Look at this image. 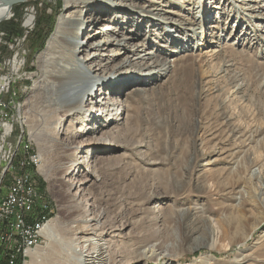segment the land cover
<instances>
[{"label":"rangeland","instance_id":"1","mask_svg":"<svg viewBox=\"0 0 264 264\" xmlns=\"http://www.w3.org/2000/svg\"><path fill=\"white\" fill-rule=\"evenodd\" d=\"M138 2L161 8L158 20L142 21L140 32L149 40L145 50L162 55L166 70L143 81L141 63L139 72L120 77L127 82L117 94L124 111L113 123L102 119L101 130L112 133L96 147L89 145L96 134L80 130L97 122L88 124L81 113L65 133L70 117L58 123L61 112L48 103L42 82L40 56L59 19L72 9L65 0H27L15 3L0 23V180L18 170L21 142L29 140L42 158L33 171L55 224L36 248L44 253L35 257V250L30 259L88 264L85 255L98 247L102 264H200L204 258L248 264L233 260L264 245V0ZM113 12L108 9L107 17ZM168 16L177 25L170 27L163 19ZM4 23L16 32L2 30ZM131 44L113 63L130 53ZM90 104L85 101V110ZM10 163V172L3 170ZM85 165L90 168L82 175ZM258 219L261 225L238 245ZM209 228L220 235L216 246L231 243L232 249L194 251ZM89 236L91 243L85 241ZM147 247L157 254H146Z\"/></svg>","mask_w":264,"mask_h":264},{"label":"bare ground","instance_id":"2","mask_svg":"<svg viewBox=\"0 0 264 264\" xmlns=\"http://www.w3.org/2000/svg\"><path fill=\"white\" fill-rule=\"evenodd\" d=\"M13 1L15 0H0V23L11 15L13 5L15 4ZM65 6L66 9L71 8L72 10L63 14V16L59 19L56 30L48 40L47 46L40 56V68H42V72H44L42 79L44 84L43 87H45L48 94V103L52 105L56 111L58 110L61 112V116L57 119L58 123H61L62 119L65 120L70 117V122L68 123L69 128H67L65 133L69 132V130L74 127L75 121L79 120L78 115H81V113H84L83 117L88 118V124L97 122L95 127L80 130L81 135H87L90 132L96 134V140L89 144L92 147H96L104 142V136L112 133L109 131L111 129L108 131L101 130L100 126L103 124L101 122L102 119L113 123V120H118L124 111L121 107L123 106L122 99L119 98L117 94L121 88L127 85V82H124V79L126 78L120 77L122 75H126L127 73L132 74L134 73V70L139 72L138 69H140V73L145 75L143 81H146L149 76L153 77L163 75L166 70L167 61L162 57V55L155 53L153 50H145V48L150 45L148 44L149 40L146 32H140L142 21L152 23L156 21V19H159L156 17L160 15L159 11H161V8L152 7L149 4H141L138 0H65ZM108 9H112L115 13L113 12V14L107 17ZM87 11H90V13H88L89 15L86 19L83 15H85ZM127 11L129 12V16L127 19H124L122 14L127 13ZM163 19L166 20V23L170 27L177 25L173 21V18L169 16L163 17ZM31 20L32 16H29L26 20V24H29ZM198 20L199 17L194 20L195 25L200 24ZM101 22H104V24L96 27L93 31L92 28H95V25ZM121 25H124L126 30L124 29L122 31ZM196 29L197 28H192V30ZM124 31H126V33H124ZM196 33L197 32H194L193 35H196ZM141 35L145 37L144 40L137 41L136 43L132 42L135 37ZM167 35H170V33L167 32L164 36L166 37ZM82 36L85 37L83 40H80ZM184 37V35H181V37H179L180 39H176L181 40ZM202 37H204V33L202 34ZM129 44H131L130 53L125 55L119 63H113V61H115L121 53L128 50ZM161 47H163V45L157 48V50ZM107 51H111V53L107 54ZM107 55L109 56L108 60L103 61L104 57ZM148 59H150L149 63L144 62ZM96 63H98L96 73L91 76L88 72L95 66ZM141 63L144 64L142 67H139L138 65ZM137 67L139 68L137 69ZM117 76L120 79L118 78V80L114 82L110 80L105 82L108 78L113 79ZM104 89L107 90L104 91ZM136 89H139V87L136 86L134 90ZM132 92L133 91H129L128 96H131ZM89 99L91 104L85 110L84 103ZM125 106H127L125 107V110L128 111L131 109L130 105ZM133 117L134 116L129 113L128 118L130 121ZM21 144L22 147H24V143L21 142ZM81 149L83 150L81 147L79 148V152ZM15 153L14 149L13 155H15ZM8 161L11 160L8 158ZM11 165L12 163L8 165L7 169L5 167H3L5 169H2L10 172ZM89 168L90 167L85 165L82 175L86 174V171ZM2 180L3 183L0 186V189H5V181L4 179ZM2 180H0V182H2ZM54 225L53 220L49 221L43 228V233H50L52 229H54ZM259 225H261V219L254 222L248 234L244 233V240L239 241L238 245L245 243L246 239ZM114 229H116V227ZM91 231L86 234L94 233V231ZM222 233H224V231H222ZM201 236L196 235V240H198ZM203 236H206L204 242L197 243L194 251L205 247L209 250H216L223 254L229 250L227 249L228 246L231 247V243L228 244L225 249L221 246H216L217 242L220 241L221 238L215 228H209ZM92 239L94 238H86L85 241H90ZM89 243H91V241ZM147 248L149 250H145L144 252L149 254V256H155L157 254L153 248ZM102 249L103 248L98 249V247H96L95 250L88 252V254L85 255L87 257L89 256V258H87L88 264H102L103 257L101 254L104 252ZM38 250H36L37 252L35 257H38L37 255L40 256V253H44L43 251ZM238 255L241 256V253L237 252L236 256ZM213 258H215V256ZM78 259L81 260V256H79ZM215 259L217 260V258ZM139 261L141 260L139 259ZM233 261L234 263L251 261L248 264H263L264 245L259 248L257 254L246 253L242 258L235 259ZM221 263L223 262L212 260L208 261L205 258L200 260V264ZM228 263L232 264V260H229ZM197 264H199V262Z\"/></svg>","mask_w":264,"mask_h":264},{"label":"built area","instance_id":"3","mask_svg":"<svg viewBox=\"0 0 264 264\" xmlns=\"http://www.w3.org/2000/svg\"><path fill=\"white\" fill-rule=\"evenodd\" d=\"M0 87L4 88L1 82ZM21 148L23 156L18 170H13L11 178L5 181L4 194H0V256L5 264H40V260L34 263L30 257L42 246L43 228L50 221L52 209L34 176L33 170L42 163L41 155L29 140Z\"/></svg>","mask_w":264,"mask_h":264},{"label":"trees","instance_id":"4","mask_svg":"<svg viewBox=\"0 0 264 264\" xmlns=\"http://www.w3.org/2000/svg\"><path fill=\"white\" fill-rule=\"evenodd\" d=\"M9 24L4 23L3 25H1V28H3L2 30H6L7 32H11V33L16 32V29H14V27L12 26L13 24L11 23L12 25H10V26H9ZM51 24H52V22H51ZM39 41H41V40H39Z\"/></svg>","mask_w":264,"mask_h":264},{"label":"water","instance_id":"5","mask_svg":"<svg viewBox=\"0 0 264 264\" xmlns=\"http://www.w3.org/2000/svg\"><path fill=\"white\" fill-rule=\"evenodd\" d=\"M23 1H27V0H15L13 1V3H18V2H23Z\"/></svg>","mask_w":264,"mask_h":264}]
</instances>
